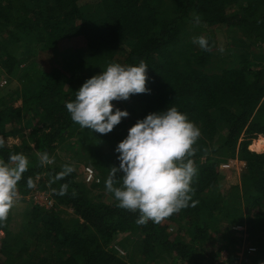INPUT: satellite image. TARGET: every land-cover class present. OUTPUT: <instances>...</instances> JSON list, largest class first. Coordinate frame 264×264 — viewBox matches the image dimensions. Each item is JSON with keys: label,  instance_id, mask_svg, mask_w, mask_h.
Returning <instances> with one entry per match:
<instances>
[{"label": "trees", "instance_id": "trees-1", "mask_svg": "<svg viewBox=\"0 0 264 264\" xmlns=\"http://www.w3.org/2000/svg\"><path fill=\"white\" fill-rule=\"evenodd\" d=\"M211 28L236 30L240 36L224 51H216L210 33L205 37L210 51L199 48L192 54L185 48L186 40L199 37L190 36V29L207 33ZM77 37L85 40L86 49L64 56L48 71L28 64L26 55L16 56L19 49L48 52ZM140 61L148 66L150 93L115 101L114 110L129 116L102 138L114 150L103 157L95 147L99 133L74 123L65 104L108 64ZM0 65L7 79L15 77L22 85L19 106L11 98L14 91L7 95L0 89V133L21 140L0 148V159L7 162L11 154L23 153L29 168L18 192L33 189L27 187L31 178L34 188L48 191L53 201L49 209L27 206L17 227L10 209L0 222L1 264H159L165 258L169 264H235L241 257L234 250L240 251L245 233L258 244L253 256L243 252L249 264H264V152L248 150L264 136V0H0ZM173 106L200 130L194 155L185 158L197 169L188 207L159 224L138 225V212L119 208L114 197L115 203L96 200L75 170L49 186L62 166H72L55 153L69 140L75 148L90 147L89 163L101 176L92 185L106 188L110 168L119 167L115 148L129 128ZM23 113L31 114L26 135L15 130ZM43 152L54 158L52 164L40 166ZM235 160L245 168L230 194L223 193L219 170L222 165L231 170ZM63 184L66 195L52 192ZM192 201L198 203L193 207ZM63 208L72 214L64 217ZM237 225L246 228L239 237L233 229ZM208 243L216 246L208 251ZM222 252L226 259L221 260Z\"/></svg>", "mask_w": 264, "mask_h": 264}, {"label": "clouds", "instance_id": "clouds-1", "mask_svg": "<svg viewBox=\"0 0 264 264\" xmlns=\"http://www.w3.org/2000/svg\"><path fill=\"white\" fill-rule=\"evenodd\" d=\"M195 22H200L198 16ZM193 43L204 51L211 50L203 36L194 38ZM147 69L144 61L129 66L108 64L104 71L87 79L75 92V99L65 104L71 120L82 129L102 135L110 133L122 118L129 116L126 110H114L112 102L127 101L133 94L150 93L146 88ZM199 136L200 130L173 106L137 120L126 138L118 143L115 151L119 153V167L110 168L105 186L118 201L119 208L139 213L138 225L149 221L159 224L189 206L193 192L190 185L197 169L191 159L185 158L194 155L193 145ZM4 146L5 141L0 138V148ZM38 155L40 166L54 162L47 152ZM28 168L29 159L23 153L11 154L7 162L0 159V222L7 219L18 199V182ZM73 171L70 165L62 166V171L50 179L49 186ZM27 187H35L31 178ZM67 190L68 185L63 184L59 191L52 189V192L63 196ZM196 203L192 201L191 206Z\"/></svg>", "mask_w": 264, "mask_h": 264}, {"label": "rangeland", "instance_id": "rangeland-1", "mask_svg": "<svg viewBox=\"0 0 264 264\" xmlns=\"http://www.w3.org/2000/svg\"><path fill=\"white\" fill-rule=\"evenodd\" d=\"M193 33H197L198 36L206 37L208 33L213 34V41L214 46L216 48V51L223 48L222 51L226 50L228 47L227 45H231L232 41L234 39H238L240 34L236 31H228L225 28H211L207 31V33H201L199 30H189V35L191 36ZM186 40V39H185ZM194 37H190L189 40H186L185 43L188 44V47H185L189 52L192 54L197 53L199 50L198 44L193 43ZM225 47V48H224ZM86 49V43L85 40L81 37L72 38L69 40H63L59 42L57 46L54 48H49L48 52H41L39 53V50H31L30 52L26 53L24 49H19L16 52L17 58H20L23 55L28 56V64H35L38 68V70H44L48 71L50 67L58 66L61 59L64 56H67L69 54H72L74 52H78L80 50ZM32 55V56H30ZM35 57L34 59L32 57ZM124 56V52H121L119 55V58ZM31 61V62H30ZM25 65H21L20 69H23ZM7 80V83L5 84V81ZM22 88V85L19 81L13 77L12 81L7 79L6 74L3 70V67L0 65V89L3 90V93L5 94L7 92V95L14 91V94H12L11 98L16 99L18 94H21L20 89ZM22 90V89H21ZM18 102L16 103V106H19L20 100L16 99ZM113 105L116 103L115 101L112 102ZM11 127L8 126V129ZM32 128L31 125V114L23 113L21 116V120L19 123L17 122L16 131H22L24 135H26ZM7 131H10L8 130ZM105 136H109L108 134H98L95 137V147H97L101 152L103 157L109 156L112 152L114 153V150L108 147L107 143L102 142V138ZM0 138H2L5 141V145L11 146V145H19L21 140L20 137L16 136H3L0 133ZM101 139V140H100ZM75 141V140H74ZM264 136H258L255 140L251 142V144L248 147V150L251 152L256 153H263L264 152ZM263 149V150H262ZM113 150V151H112ZM262 150V151H261ZM260 151V152H259ZM56 156L58 157L60 162H70L75 170L76 173V179L78 181H84L87 184V187L92 190L93 195L96 197V200H104L106 202H112L115 203L116 200L113 198V194L108 192L106 188H96L92 184H99V180L101 178L100 171L96 169L93 165L89 163V157L88 155L91 154L90 147H79L75 148L74 143H71L69 140L66 141L63 144H59L57 146V149L55 151ZM245 168V163L243 161L235 160L233 168L231 170H225L226 168L222 167L220 168V174H221V181H220V191L223 193H227L231 189V187L235 184L239 183V177L243 169ZM87 169H91L93 171V178L89 181L87 175ZM93 182V183H92ZM230 194V191H229ZM228 194V195H229ZM21 198V199H20ZM31 205H38L40 207L44 208H51L53 206V201L50 198V193L47 191H43L37 188L30 189L25 195H21L19 193V197L16 200L14 206L12 207L11 213L14 217L15 227L18 226L20 223V220L23 217V212L27 208V206ZM66 212H64L63 216L67 217V215H71L72 212L70 209L63 208ZM178 225H176L175 229L178 228ZM236 232H240L238 235L241 236V232H246V228L240 225L234 226L233 228ZM4 236L1 238L3 240ZM1 240H0V247H1ZM120 240V239H119ZM117 240V241H119ZM187 240V239H186ZM257 242L254 235L245 233L239 241L240 251L238 249H235V254L239 257H241L242 261H237L235 264H249V261L247 257L244 255V251L247 252V254H250L251 256L254 255L256 248H257ZM216 245H213L211 247L210 243L206 245V248L211 250ZM120 256H125L124 252H120ZM243 256V257H242ZM227 254L226 252H222V259H226ZM3 258L0 256V264L2 263ZM164 261H161L159 264H169L171 263L170 260L165 258Z\"/></svg>", "mask_w": 264, "mask_h": 264}, {"label": "built area", "instance_id": "built-area-1", "mask_svg": "<svg viewBox=\"0 0 264 264\" xmlns=\"http://www.w3.org/2000/svg\"><path fill=\"white\" fill-rule=\"evenodd\" d=\"M87 172H88V175H87L88 179L86 180L89 181L93 178V171L91 169H87ZM3 236H4V233L0 230V240ZM240 261L242 260L240 259Z\"/></svg>", "mask_w": 264, "mask_h": 264}]
</instances>
